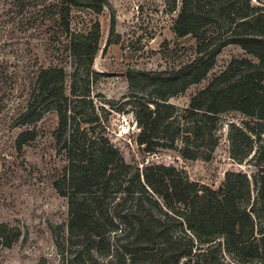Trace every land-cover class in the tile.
Segmentation results:
<instances>
[{"label": "trees", "instance_id": "1", "mask_svg": "<svg viewBox=\"0 0 264 264\" xmlns=\"http://www.w3.org/2000/svg\"><path fill=\"white\" fill-rule=\"evenodd\" d=\"M165 2L175 13L174 35L196 38V57L175 70L128 73L132 89L149 86L145 96L135 93L126 102L138 130L135 143L148 155L172 150L186 160L209 161L220 141L221 117L237 113L245 120L228 126L229 157L247 165L249 174L227 172L213 189L172 166L138 168L125 161L105 133L104 107L96 97L103 98L92 94L100 25L95 22L86 33L69 26L73 9L100 14L107 0L53 4L55 22L68 39L72 72L40 68L14 124L34 125L50 111L57 116L55 149L66 165L53 186L67 200L70 237L93 249L118 229V218L127 232L116 240L117 251L129 256V264H264V0ZM228 45L256 62L231 60L185 108L168 102L203 81ZM35 136L34 129L19 133L17 149ZM20 237L19 227L0 223V249Z\"/></svg>", "mask_w": 264, "mask_h": 264}, {"label": "rangeland", "instance_id": "2", "mask_svg": "<svg viewBox=\"0 0 264 264\" xmlns=\"http://www.w3.org/2000/svg\"><path fill=\"white\" fill-rule=\"evenodd\" d=\"M107 1L109 6L100 14L73 9L69 26L73 33H86L95 22L100 25L99 50L92 65V94L103 98L96 97L104 107L105 133L125 161L138 168L146 163L172 166L190 181L213 189L219 187L227 172L249 174L247 165H238L229 157L228 126L245 120L237 113L221 117L220 141L209 161L186 160L172 150L148 155L136 145L138 130L126 102L133 100L135 93L145 96L149 86L142 85L141 91L132 89L128 73L178 69L196 57L197 41L192 36L174 35L175 13H169L165 0ZM56 2L0 0V223L21 230L16 243L0 249V264H129V256L117 251L116 240L127 232L120 219H115L120 224L118 229L98 239L93 249L81 243L82 238L68 233L67 200L53 186L66 165L63 154L55 149V112L46 113L31 126L19 128L14 124L40 68L61 67L68 75L72 72L68 39L53 15ZM240 58L256 62L238 46L222 48L206 78L168 102L187 107L190 98L205 88L214 75L231 60ZM28 129H34L36 136L18 150L16 138Z\"/></svg>", "mask_w": 264, "mask_h": 264}]
</instances>
